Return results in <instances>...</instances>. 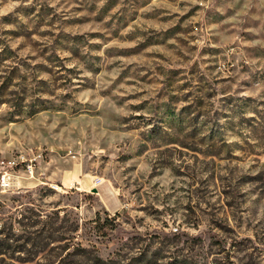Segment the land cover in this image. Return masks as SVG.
<instances>
[{
	"label": "rangeland",
	"instance_id": "374dc122",
	"mask_svg": "<svg viewBox=\"0 0 264 264\" xmlns=\"http://www.w3.org/2000/svg\"><path fill=\"white\" fill-rule=\"evenodd\" d=\"M4 160L0 264H264V0H0Z\"/></svg>",
	"mask_w": 264,
	"mask_h": 264
},
{
	"label": "trees",
	"instance_id": "16d2710c",
	"mask_svg": "<svg viewBox=\"0 0 264 264\" xmlns=\"http://www.w3.org/2000/svg\"><path fill=\"white\" fill-rule=\"evenodd\" d=\"M189 107H187L186 109H188ZM157 131V128L155 127V125H153L151 132L155 133ZM162 134L164 135V137L166 138L167 136H169V132L167 130H163ZM109 222V221H107ZM79 230V224L75 223L74 227L72 229V233H77V231ZM74 238V237H73ZM72 247L73 251H70L67 254V258H73V260L75 258H89L88 260H90V264H105V262L102 261L101 257L97 256L94 254L93 251L97 250L95 246H92V248H86L83 247V245L81 243H71L69 245L68 248H66L65 251L70 250ZM2 248H0V255L2 254ZM65 260V259H62ZM84 262V261H83ZM62 261L58 264H61Z\"/></svg>",
	"mask_w": 264,
	"mask_h": 264
},
{
	"label": "built area",
	"instance_id": "2783aa9c",
	"mask_svg": "<svg viewBox=\"0 0 264 264\" xmlns=\"http://www.w3.org/2000/svg\"><path fill=\"white\" fill-rule=\"evenodd\" d=\"M17 166L15 161H2L1 162V167L2 172H1V177H0V187L3 189H7L10 187L11 182H12V175L8 171L9 168H14ZM101 179H96V184H101ZM175 232H177V229H175Z\"/></svg>",
	"mask_w": 264,
	"mask_h": 264
},
{
	"label": "water",
	"instance_id": "95a60500",
	"mask_svg": "<svg viewBox=\"0 0 264 264\" xmlns=\"http://www.w3.org/2000/svg\"><path fill=\"white\" fill-rule=\"evenodd\" d=\"M93 193H97L98 192V190L97 189H93V191H92Z\"/></svg>",
	"mask_w": 264,
	"mask_h": 264
},
{
	"label": "crops",
	"instance_id": "0c3cea01",
	"mask_svg": "<svg viewBox=\"0 0 264 264\" xmlns=\"http://www.w3.org/2000/svg\"><path fill=\"white\" fill-rule=\"evenodd\" d=\"M94 187H91V189H93Z\"/></svg>",
	"mask_w": 264,
	"mask_h": 264
}]
</instances>
